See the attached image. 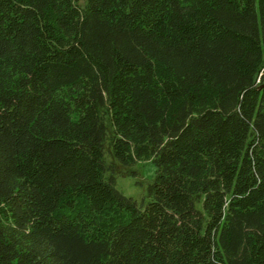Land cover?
Returning a JSON list of instances; mask_svg holds the SVG:
<instances>
[{
  "label": "trees",
  "instance_id": "16d2710c",
  "mask_svg": "<svg viewBox=\"0 0 264 264\" xmlns=\"http://www.w3.org/2000/svg\"><path fill=\"white\" fill-rule=\"evenodd\" d=\"M0 264H264V0H0Z\"/></svg>",
  "mask_w": 264,
  "mask_h": 264
},
{
  "label": "rangeland",
  "instance_id": "374dc122",
  "mask_svg": "<svg viewBox=\"0 0 264 264\" xmlns=\"http://www.w3.org/2000/svg\"><path fill=\"white\" fill-rule=\"evenodd\" d=\"M104 159L111 166L114 187L124 195L132 197L138 205L143 204L147 199L146 185L151 181L154 172L152 160L141 159L129 166L122 165L112 156L109 140L104 144Z\"/></svg>",
  "mask_w": 264,
  "mask_h": 264
}]
</instances>
